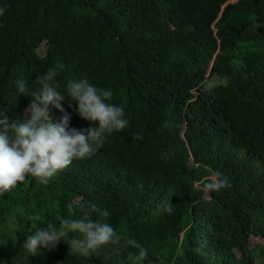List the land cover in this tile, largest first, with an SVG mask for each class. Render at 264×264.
Returning a JSON list of instances; mask_svg holds the SVG:
<instances>
[{
	"label": "trees",
	"instance_id": "16d2710c",
	"mask_svg": "<svg viewBox=\"0 0 264 264\" xmlns=\"http://www.w3.org/2000/svg\"><path fill=\"white\" fill-rule=\"evenodd\" d=\"M0 9V112L26 119L35 96L16 81L38 93L37 78L55 69L70 127L96 126L66 90L84 78L111 91L128 121L47 183L28 175L0 194V264H264V242L250 247L264 238V0H0ZM223 178L230 187L205 189ZM91 204L110 215L89 219L109 223L119 244L82 257L71 252L76 232L25 251L28 235L82 219Z\"/></svg>",
	"mask_w": 264,
	"mask_h": 264
},
{
	"label": "clouds",
	"instance_id": "9594fccd",
	"mask_svg": "<svg viewBox=\"0 0 264 264\" xmlns=\"http://www.w3.org/2000/svg\"><path fill=\"white\" fill-rule=\"evenodd\" d=\"M3 11L4 9H0V14ZM56 75V70L50 69L43 77H38L41 85L38 93H30L23 78L16 81L20 94L35 96L24 110L26 119L12 120L7 111L0 112V194L11 191L28 175L39 178L41 183H47L57 172L70 166L74 159L93 155L103 146L106 133L121 131L128 124L124 118V109L107 102L111 99L112 92L98 90L84 78L70 80L66 90L71 101L78 102L76 111L80 117L96 126L79 130L70 127L71 114L61 104L66 98L57 91V85L52 83ZM53 108L61 113L60 118L55 121ZM134 138L142 137L136 134ZM204 187L208 191H218L223 187H230V184L226 178L213 179ZM163 207L171 214L169 203H164ZM92 212L102 217L110 215L107 210L91 204L82 219H61L59 228L49 223L45 228L37 229L34 234L26 237L23 248L31 256H36L41 249H54L69 233L76 232L82 238L72 236L71 252L82 257H89L98 248L109 243L119 244L121 236L109 223L89 219ZM126 243L139 249L136 261L146 258L147 250L136 240L128 238Z\"/></svg>",
	"mask_w": 264,
	"mask_h": 264
},
{
	"label": "rangeland",
	"instance_id": "374dc122",
	"mask_svg": "<svg viewBox=\"0 0 264 264\" xmlns=\"http://www.w3.org/2000/svg\"><path fill=\"white\" fill-rule=\"evenodd\" d=\"M259 242H264V238L258 236H251L250 238V247H254Z\"/></svg>",
	"mask_w": 264,
	"mask_h": 264
}]
</instances>
